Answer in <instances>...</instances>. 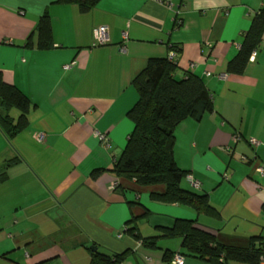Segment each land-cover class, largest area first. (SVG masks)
<instances>
[{
	"label": "crops",
	"instance_id": "obj_1",
	"mask_svg": "<svg viewBox=\"0 0 264 264\" xmlns=\"http://www.w3.org/2000/svg\"><path fill=\"white\" fill-rule=\"evenodd\" d=\"M55 1L0 0V73L32 103L24 131L9 138L0 126V264H91L92 248L127 253L122 264H165L166 254L210 264L185 254L181 238L161 237L178 219L196 221L224 246L264 241V175L256 170L264 165V35L245 72H228L264 0H102L88 13ZM46 12L54 46L40 50ZM101 26L106 45L96 44ZM174 49L176 78L199 77L215 109L176 128L174 157L188 173L181 187L207 195L217 216L158 201L164 186L112 171L134 130V78ZM138 235L161 238L149 248Z\"/></svg>",
	"mask_w": 264,
	"mask_h": 264
},
{
	"label": "trees",
	"instance_id": "obj_2",
	"mask_svg": "<svg viewBox=\"0 0 264 264\" xmlns=\"http://www.w3.org/2000/svg\"><path fill=\"white\" fill-rule=\"evenodd\" d=\"M101 1L56 0L54 3L77 5L82 13H88ZM263 35L264 4L254 15L238 55L230 61L229 73L242 75L245 72L252 53L258 51L262 44ZM38 39L40 50L53 48L52 22L48 12L40 18ZM173 51L180 56V50ZM177 67L178 63L172 62L169 57L152 58L146 68L134 78L133 85L138 99L128 112L134 130L112 171L117 177L134 181L141 187L164 186V194L154 196L158 201L187 206L199 214L217 216L207 195H199L181 187V182L188 173L178 167L174 157L176 128L187 119L201 121L206 114L214 113L215 109L213 96L205 83L194 75L177 79ZM31 107L30 99L15 85L6 83L0 73V126L9 138L17 136L28 127ZM13 109L20 113L17 121L11 116ZM5 177L2 174L0 180ZM126 228V232L133 231L128 224ZM161 237L181 238L185 254L210 264H260L264 252V241L258 237L252 239L248 249L224 246L218 243L213 231L191 220H176L173 228L163 229ZM161 237L144 239L136 236L149 248H157ZM126 256L127 253L106 254L96 248L92 253L91 264H122ZM172 259V255L166 254L165 264H170Z\"/></svg>",
	"mask_w": 264,
	"mask_h": 264
},
{
	"label": "built area",
	"instance_id": "obj_3",
	"mask_svg": "<svg viewBox=\"0 0 264 264\" xmlns=\"http://www.w3.org/2000/svg\"><path fill=\"white\" fill-rule=\"evenodd\" d=\"M156 1H159L161 2L162 0H156ZM95 40H96V44L97 45H106L109 43L110 39H109V31H108V28L105 27V26H101V27H98L96 30H95ZM257 55V51H254L250 57V60H254L255 57ZM178 58H179V55L177 52L175 51H171V53L169 54V59L174 62V63H178ZM70 66H67V68H69ZM99 138L106 143L107 146H109V140H108V137L105 136V135H101V134H98ZM36 139L38 141H43L44 140V135L43 134H38L36 135ZM240 139V136L239 135H236L234 137V140L235 141H238ZM250 143L251 144H254V145H257V142L254 140V139H251L250 140ZM260 174L264 175V165H260L257 167L256 169ZM189 180L191 182V184L194 186V187H199L200 183L197 182L196 180H194L191 176L189 177ZM127 228L125 227L124 228V231H126ZM172 264H183L184 263V257L181 256L180 254H177L175 255V257L173 258V260L171 261ZM260 264H264V252H263V255L261 257V261H260Z\"/></svg>",
	"mask_w": 264,
	"mask_h": 264
},
{
	"label": "water",
	"instance_id": "obj_4",
	"mask_svg": "<svg viewBox=\"0 0 264 264\" xmlns=\"http://www.w3.org/2000/svg\"><path fill=\"white\" fill-rule=\"evenodd\" d=\"M93 250H96V248H92Z\"/></svg>",
	"mask_w": 264,
	"mask_h": 264
}]
</instances>
